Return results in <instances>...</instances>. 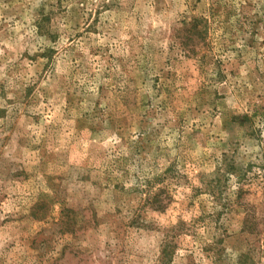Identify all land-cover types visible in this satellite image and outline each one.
Returning a JSON list of instances; mask_svg holds the SVG:
<instances>
[{
    "label": "rangeland",
    "instance_id": "rangeland-1",
    "mask_svg": "<svg viewBox=\"0 0 264 264\" xmlns=\"http://www.w3.org/2000/svg\"><path fill=\"white\" fill-rule=\"evenodd\" d=\"M263 191L264 0H0V264H264Z\"/></svg>",
    "mask_w": 264,
    "mask_h": 264
},
{
    "label": "trees",
    "instance_id": "trees-1",
    "mask_svg": "<svg viewBox=\"0 0 264 264\" xmlns=\"http://www.w3.org/2000/svg\"><path fill=\"white\" fill-rule=\"evenodd\" d=\"M242 190V189H241ZM240 190V191H241ZM240 196V195H239ZM153 200L159 201V204H161V200L159 199V194L156 193L154 196H152ZM263 201H264V191H263ZM44 204H40V206H43ZM76 212L70 205H64L61 211V217H60V223H57L61 228V230H69L70 232H74L78 229V223L79 219L78 216H75ZM35 215V212H34ZM37 217V216H36ZM46 217V213L43 214V216H38L39 219H43ZM256 219L255 214H247L246 217L243 218V227L244 229H248L250 232H253L255 230L256 226ZM245 229V230H246Z\"/></svg>",
    "mask_w": 264,
    "mask_h": 264
}]
</instances>
